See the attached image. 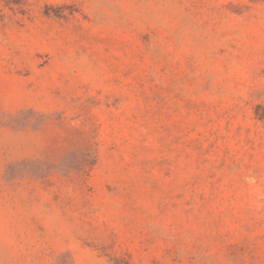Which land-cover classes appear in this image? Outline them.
Instances as JSON below:
<instances>
[{
	"label": "rangeland",
	"instance_id": "rangeland-1",
	"mask_svg": "<svg viewBox=\"0 0 264 264\" xmlns=\"http://www.w3.org/2000/svg\"><path fill=\"white\" fill-rule=\"evenodd\" d=\"M264 0H0V264H264Z\"/></svg>",
	"mask_w": 264,
	"mask_h": 264
},
{
	"label": "trees",
	"instance_id": "trees-1",
	"mask_svg": "<svg viewBox=\"0 0 264 264\" xmlns=\"http://www.w3.org/2000/svg\"><path fill=\"white\" fill-rule=\"evenodd\" d=\"M22 3V0H5L6 5H20ZM260 108H262V105H258L257 107V116L259 118H264V112H260ZM113 264H129V262L123 257L118 256L113 258Z\"/></svg>",
	"mask_w": 264,
	"mask_h": 264
}]
</instances>
